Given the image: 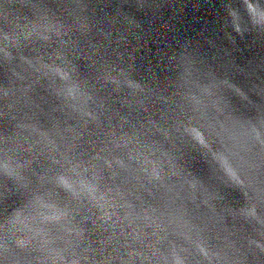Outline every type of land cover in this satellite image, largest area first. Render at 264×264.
I'll return each mask as SVG.
<instances>
[{
  "label": "water",
  "instance_id": "95a60500",
  "mask_svg": "<svg viewBox=\"0 0 264 264\" xmlns=\"http://www.w3.org/2000/svg\"><path fill=\"white\" fill-rule=\"evenodd\" d=\"M0 264H264V0H0Z\"/></svg>",
  "mask_w": 264,
  "mask_h": 264
}]
</instances>
